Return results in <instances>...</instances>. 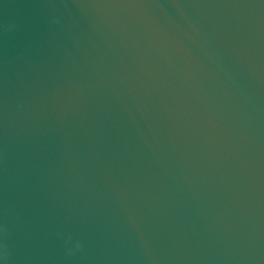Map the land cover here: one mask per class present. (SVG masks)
<instances>
[{"label":"water","instance_id":"1","mask_svg":"<svg viewBox=\"0 0 264 264\" xmlns=\"http://www.w3.org/2000/svg\"><path fill=\"white\" fill-rule=\"evenodd\" d=\"M0 264H264V0H0Z\"/></svg>","mask_w":264,"mask_h":264}]
</instances>
